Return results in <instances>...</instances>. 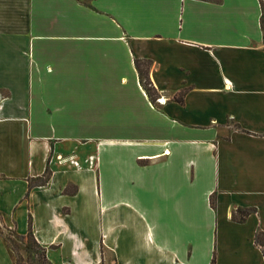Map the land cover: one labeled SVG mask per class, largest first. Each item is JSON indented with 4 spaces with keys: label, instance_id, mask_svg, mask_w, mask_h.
<instances>
[{
    "label": "crops",
    "instance_id": "crops-1",
    "mask_svg": "<svg viewBox=\"0 0 264 264\" xmlns=\"http://www.w3.org/2000/svg\"><path fill=\"white\" fill-rule=\"evenodd\" d=\"M261 19L262 0H0V264L30 220L52 264H264Z\"/></svg>",
    "mask_w": 264,
    "mask_h": 264
},
{
    "label": "trees",
    "instance_id": "trees-1",
    "mask_svg": "<svg viewBox=\"0 0 264 264\" xmlns=\"http://www.w3.org/2000/svg\"><path fill=\"white\" fill-rule=\"evenodd\" d=\"M211 1H216V2H220L221 0H211ZM261 22H262V27H263V30H264V2L262 0V19H261ZM143 64H147L146 62L144 61H141V60H136V65L139 69V72H140V75H141V82H142V85L143 87L146 89L147 93L149 94V96L155 100V94L157 93V90L156 88L153 86V83L150 79V76H149V73H148V70H144V68L142 67ZM181 95L183 96L184 95V91L183 93H181ZM183 99H181L182 101ZM249 214V211H246V210H241V209H238L237 212L234 214V218L239 220V221H242L245 219V217ZM23 238L24 237H27L28 240H31V245L33 246H37L39 248H41L44 252V255H43V258L45 260H47L48 264H52L47 256H46V253H45V249L41 247V245L38 243V241L36 240L34 234H33V231H32V222L30 220L29 222V231H28V234L26 236H22ZM9 238V237H8ZM255 240L257 242L258 245H260L263 250H264V232L263 231H259L257 232L256 234V237H255ZM15 248H17L15 245H13ZM30 247V246H29ZM18 261V260H17ZM215 258L212 260V263L211 264H215Z\"/></svg>",
    "mask_w": 264,
    "mask_h": 264
},
{
    "label": "rangeland",
    "instance_id": "rangeland-1",
    "mask_svg": "<svg viewBox=\"0 0 264 264\" xmlns=\"http://www.w3.org/2000/svg\"><path fill=\"white\" fill-rule=\"evenodd\" d=\"M115 123L118 125L117 121H115ZM115 123L113 124V126L115 125ZM120 123L121 122H119V124ZM6 234L7 237H9L12 245H17V264H48L47 260L43 258V250L37 246L31 245V240H28L27 237L23 238L22 236H19L12 229L6 231Z\"/></svg>",
    "mask_w": 264,
    "mask_h": 264
},
{
    "label": "built area",
    "instance_id": "built-area-1",
    "mask_svg": "<svg viewBox=\"0 0 264 264\" xmlns=\"http://www.w3.org/2000/svg\"><path fill=\"white\" fill-rule=\"evenodd\" d=\"M159 101H161L160 99H158ZM77 163V162H76Z\"/></svg>",
    "mask_w": 264,
    "mask_h": 264
}]
</instances>
